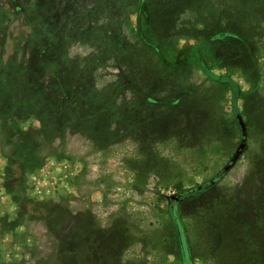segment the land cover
<instances>
[{"label": "rangeland", "instance_id": "374dc122", "mask_svg": "<svg viewBox=\"0 0 264 264\" xmlns=\"http://www.w3.org/2000/svg\"><path fill=\"white\" fill-rule=\"evenodd\" d=\"M205 1L98 0L109 22L103 32L95 20L98 31L103 37L126 35V49L137 59L127 67L101 63L87 68L82 66L101 44L75 41L74 30L90 22L83 24L75 12L71 18L63 10L68 0H0L3 59L27 38V58L35 61L22 78L0 64V264H57L64 237L78 223L90 250H83L80 264H181L170 217L175 203L192 264H264V38L262 46L253 40L251 58L238 49L203 44L191 29L178 40L164 35L162 23L193 13ZM207 1L213 5L217 0ZM194 15L210 18L203 11ZM140 23L148 39L199 49L203 66L217 78L195 56L186 65L172 57L163 63L137 38ZM209 24L207 31L221 29L211 19ZM64 38L72 39L66 43ZM46 61L58 75L55 85L50 70L44 69ZM72 62L81 67L73 68ZM39 75L44 90L27 92L26 87H39ZM157 80L165 84V93L176 92L182 84L186 91L181 107L171 108L175 115L160 123L147 115L148 108H136L135 91ZM101 91L105 96L96 103ZM25 93L38 100L28 117L18 110ZM100 108L104 112L98 122L86 115L89 124L83 131L68 128L64 142L58 140L36 155L39 139L54 119L58 123ZM100 123L115 130L102 132L95 144L91 127ZM10 126L15 131L6 135ZM217 176L208 189L187 191ZM33 202L67 206L69 216L49 234L36 219ZM247 228L253 229L249 238L241 235ZM99 231L109 236L98 252L91 239ZM248 242L257 246L253 249Z\"/></svg>", "mask_w": 264, "mask_h": 264}, {"label": "trees", "instance_id": "16d2710c", "mask_svg": "<svg viewBox=\"0 0 264 264\" xmlns=\"http://www.w3.org/2000/svg\"><path fill=\"white\" fill-rule=\"evenodd\" d=\"M68 1L70 3L64 5L63 10L66 11V13L69 16H71V18H73L72 14L75 12L80 22L82 21L83 24H87V22L90 23L92 22L91 24L95 26V27L91 26L90 23H88V25H86L87 27L80 29L81 32L79 30H74L73 37H76L75 41L80 40V42H82L83 44L90 43L91 41H93V43L91 44H99V43L101 45L103 44L102 46L100 45V47H98L95 53L89 56V58L92 57V60H90L86 65H83L82 67L91 68L94 65L101 63H103L104 65L105 64L107 65L109 63L110 64L114 63L116 65L119 64V66L127 67L133 62L134 59H137L135 58L136 56L134 57L133 54H130L129 49H126L130 45L125 39L126 35H121V37H117V34H114L113 36L106 35L105 37H103L101 33L98 31V27L96 26L95 20L100 23L99 26H101L103 32L104 29L105 30L109 29L108 20H105L104 17L102 16V14L104 13V8L102 7L103 5L100 4L99 6L97 4L98 0H68ZM142 6H144V4ZM193 9L195 10L193 13H187L186 16L183 15L181 18H175L174 21H170L167 24L166 22L162 23L161 25H166L162 29L164 31V35L167 36L168 38H175L176 40H178L179 37L183 38V35H181L183 31H185L186 29L188 30L191 29V32L195 33V35H198L199 41L203 44L207 45L210 42H212L214 43V45L216 46L218 45L220 46V48H224L223 50L238 49V51L241 53L242 56L249 55L251 58H253V56L255 58V55L252 51V44L254 45V41H255L257 42V46L259 45L262 46L263 44L262 38H264V0H217L215 3H213V5H210V1L206 0L204 2V5L197 4L196 6L193 7ZM198 11H203L204 13L210 15V18H208L207 21H205V19L203 18L199 19L197 15H194ZM210 19L213 20V27L219 26L221 29H219L218 31H213V30L207 31L206 29L210 26L209 24ZM25 21H26L25 23H27L28 25L27 19ZM47 21L51 22L52 19L49 17ZM28 27L30 26L28 25ZM159 27L160 26L158 25L156 29H159ZM40 28H42V26ZM72 28L75 29L74 23L72 24ZM219 32H223V34L217 36L219 35L218 34ZM55 38L56 36L53 38V43L55 41ZM137 38L140 41H144L149 46H151V48H153V50L156 53H158L163 63L171 62L168 60V58L172 57L173 60H176L175 62L177 64L186 65L187 63L190 62L191 57L195 56V58L199 62V65L201 67H204L209 74L213 75V72L210 70L208 65H206V67L205 65L203 66V64L206 63L204 54L199 52L198 51L199 49L197 48L191 46H183L178 48L176 47L175 43L174 45L169 46L162 44L159 41H156L154 38L148 39L144 33V24L141 23H140V27L138 28ZM71 39L72 38H68V39L64 38L63 40L64 42L68 43L69 40ZM122 42L126 45L124 48L120 47ZM64 48L65 50H67L66 46H64ZM27 50H29V39L27 40V38H25L23 39V45L21 46V48L16 51L18 55L16 53L14 54L9 53L7 54V57L3 59L2 57L3 53L0 52V64L6 70H16L17 74L18 72H20V76L22 78L24 74L28 72L29 69L35 66L34 59H30V57L27 58L26 55ZM61 50H62V56H65L66 52L64 51V49ZM21 52H23L22 57L19 56V53ZM64 59L66 58L64 57ZM67 61L68 60L66 59V61L64 62ZM72 63H73V68L78 69L77 67H81V65L77 66L76 64H74V62ZM44 69H49L50 73H52L51 74L52 78L49 77L52 80L51 85L52 83L53 85L57 84L56 81L54 80H57L58 75L50 66L48 61L44 63ZM60 75L63 76V73H60ZM213 76L215 78L216 75ZM42 78L43 77L39 75L38 79H40L39 82L40 85L38 88L35 89V88L26 87L27 92L30 91V89L31 90L33 89L36 90L39 94H41V92L44 90L42 89L41 86ZM45 78L46 77H44V79ZM218 79L221 78L218 77ZM223 79L228 81V79L226 78ZM157 81L158 82L156 83L153 81L147 84L146 89L140 88L137 89V91H135L137 92L136 108L140 109L141 111H146V109L148 108L151 113H147V112L144 113L145 114L147 113V115L150 114L151 116H156L157 119L155 120L154 123H156V121L160 123V121L164 120L165 118L174 116L176 112L174 110H176V107L179 108L181 107V101L184 95L186 94L183 84L180 85L183 88L179 87V89L176 92L165 93L162 90L163 87L165 86V84L161 82L163 81V79L161 81L159 80ZM27 82L26 84L28 85ZM31 84L29 83V86ZM53 94L54 93L48 94L46 95V97L51 98ZM115 94L116 93L113 92L111 95H115ZM29 95L30 94L27 95V93L24 94V99H25L24 105L22 107L20 106L18 107V110H20L23 115H27V117L28 115H30V111L33 105L38 101L37 99L30 97ZM236 95H237V89L234 86L233 97H235ZM104 96H105L104 91L97 93L96 103H99ZM11 101L12 100L10 98L9 103H11ZM87 104H91V102H87ZM152 105H154L153 107L155 108V112L150 109ZM171 108H174V110ZM103 112H104V108H100L97 109L96 111H93L92 112L93 115H91L92 113L91 114L87 113L85 115L79 114L80 116L76 118H71L70 120H66V121L64 119L63 121H60L58 123H56L54 119L53 121L54 123L50 124V126L46 128L47 132L45 137H41L39 139V144L38 146H36L37 149L36 155H39L40 150L44 147L53 148V145H55V142L58 140L59 142L62 141L64 142L66 138L65 134L69 130L68 128L71 129L74 128L76 130L83 131L88 126L87 124H89V122L86 121L85 119L86 115H88V117H94L95 120L98 119L97 120L98 122L99 119L101 118L100 115H103ZM110 115H112V113ZM151 118L149 117V120L147 121L149 125L150 122H153ZM107 122L109 121L107 120ZM11 124L16 125V121H12ZM7 128L8 129L6 135H11L12 133H14L15 131L14 126H10ZM93 128H94L93 134L92 136L91 135L90 136L92 137L93 142L95 144L96 142L101 141V137L103 135L102 132L107 131V133H110L112 130H115V127L113 125H105L104 123H100V126H92L91 129ZM149 128L151 129L153 127H149ZM97 144H101V143H97ZM27 156H29V154ZM218 178L219 177L217 176L211 179L208 183H204L197 187H193L191 189H188L187 191L193 192L198 190H206L209 187H211L217 181ZM32 208L33 211L35 212L36 219L37 220L39 219V221L44 222L47 228V232L49 234L50 233L53 234V232L56 233L59 230L60 225L66 220V217L69 216L68 207L59 204H48V202H33ZM170 217L176 238L175 247L179 255V260L181 261V264H192L191 248L187 242L185 230L176 209V203L175 205H172V207L170 208ZM73 227H75V231H73L68 237L67 236L64 237L63 247L62 249H59L57 252V256L59 257L57 264H61L62 262H63L62 264H80V261L83 262L84 259L83 250H85V248L87 247L84 231L79 223L78 225H74ZM246 230L247 233L245 235L244 234L241 235H243L246 238H249L251 234V230L253 231V229L247 228ZM76 231L78 232L76 233ZM108 236L109 235L107 234V232L104 231L93 233L91 240L93 242L92 248H94V251L99 252L100 245L103 243L104 239ZM248 244H251L250 246L253 249L257 246V244H255L254 242H250V243L248 242ZM88 251H90L89 248Z\"/></svg>", "mask_w": 264, "mask_h": 264}, {"label": "water", "instance_id": "95a60500", "mask_svg": "<svg viewBox=\"0 0 264 264\" xmlns=\"http://www.w3.org/2000/svg\"><path fill=\"white\" fill-rule=\"evenodd\" d=\"M234 160H235V158L232 159V161H234ZM229 167H230V165H227V166L224 168L223 172L226 171Z\"/></svg>", "mask_w": 264, "mask_h": 264}]
</instances>
